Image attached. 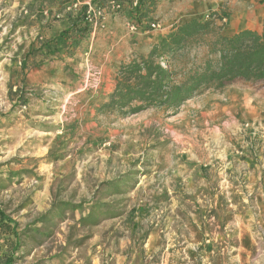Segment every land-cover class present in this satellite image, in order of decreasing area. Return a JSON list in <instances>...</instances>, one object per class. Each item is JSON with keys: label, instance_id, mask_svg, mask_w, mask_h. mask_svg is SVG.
Masks as SVG:
<instances>
[{"label": "rangeland", "instance_id": "374dc122", "mask_svg": "<svg viewBox=\"0 0 264 264\" xmlns=\"http://www.w3.org/2000/svg\"><path fill=\"white\" fill-rule=\"evenodd\" d=\"M30 4L0 0V264H264V82L175 112H98L120 64L149 51L161 3L81 38ZM207 56L191 45L169 65L180 80ZM248 92L258 114L221 110Z\"/></svg>", "mask_w": 264, "mask_h": 264}, {"label": "trees", "instance_id": "16d2710c", "mask_svg": "<svg viewBox=\"0 0 264 264\" xmlns=\"http://www.w3.org/2000/svg\"><path fill=\"white\" fill-rule=\"evenodd\" d=\"M157 5L155 0H141L135 9L128 11V16L139 26L141 20L155 13ZM85 9L82 6L76 15L69 13L70 26L59 37L81 38L88 30L92 31L84 20ZM227 17L223 12H211L206 19L175 24L157 38L146 54L121 63L114 77V89L98 112L120 117L149 109L175 112L203 89H221L237 79L264 82V19L261 32L241 30L224 35L222 29ZM191 45L206 46L207 59L179 80L169 62Z\"/></svg>", "mask_w": 264, "mask_h": 264}, {"label": "crops", "instance_id": "0c3cea01", "mask_svg": "<svg viewBox=\"0 0 264 264\" xmlns=\"http://www.w3.org/2000/svg\"><path fill=\"white\" fill-rule=\"evenodd\" d=\"M91 0H16L18 4H34L31 6V15L36 14V6L40 7L41 11L48 16H58V20L53 22L48 30L52 35L61 33L69 28L71 20L69 12L64 9L66 4L75 2L78 4H87ZM48 3V4H47ZM161 3V4H160ZM158 6L163 16H161L162 28L155 30L149 34L151 44L157 41V38L166 33L173 25L181 24L190 19L203 20L208 17V13L217 12L221 14L225 8L231 11L226 24L222 29L224 35H232L241 30H253L261 32L264 19V0H160ZM159 11V12H160ZM160 13V14H161ZM234 83V82H233ZM231 87H237V85ZM230 87V88H231ZM229 92V91H227ZM254 96L244 93L240 98L238 96H225V103L221 110H230L232 107H240L244 111H252L257 113L259 103L256 102ZM258 114V113H257Z\"/></svg>", "mask_w": 264, "mask_h": 264}, {"label": "built area", "instance_id": "2783aa9c", "mask_svg": "<svg viewBox=\"0 0 264 264\" xmlns=\"http://www.w3.org/2000/svg\"><path fill=\"white\" fill-rule=\"evenodd\" d=\"M155 1L159 2L160 0ZM140 2L141 0H130L129 3L123 0H99L91 1L87 4L72 3L69 4L68 10L76 14L80 7L85 6L84 20L92 29H96L100 27L101 19H103L106 14L116 15L129 6L136 8ZM150 27L156 28L154 23H151Z\"/></svg>", "mask_w": 264, "mask_h": 264}]
</instances>
